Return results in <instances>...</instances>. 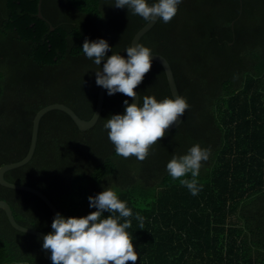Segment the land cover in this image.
<instances>
[{"label": "trees", "instance_id": "1", "mask_svg": "<svg viewBox=\"0 0 264 264\" xmlns=\"http://www.w3.org/2000/svg\"><path fill=\"white\" fill-rule=\"evenodd\" d=\"M38 3L0 0V166L26 155L42 107L63 103L91 118L98 66L82 51L86 38H104L107 55L126 57L147 22L115 0H41L42 17ZM139 43L167 59L189 105L146 159L116 154L103 124L131 97L105 89L101 113L86 130L62 110L45 112L31 159L4 178L40 190L65 216L95 211L88 197L113 188L133 211L127 231L138 258L126 264H264V0H182ZM136 89L141 102L172 96L154 60ZM195 143L211 154L192 195L180 184L191 174L173 179L166 164ZM0 200L18 224L52 231L54 215L36 194L0 184ZM42 241L15 229L0 208V264H52Z\"/></svg>", "mask_w": 264, "mask_h": 264}, {"label": "clouds", "instance_id": "2", "mask_svg": "<svg viewBox=\"0 0 264 264\" xmlns=\"http://www.w3.org/2000/svg\"><path fill=\"white\" fill-rule=\"evenodd\" d=\"M182 0H115V7L126 8L133 15L145 20L169 22L177 13ZM104 38L85 39L82 45L84 55L98 66L95 70L96 84L106 89L108 95L123 93L137 97L134 89L142 82L152 67V50L141 43L127 47V56L113 52ZM103 65L101 67V62ZM124 112L110 115L103 124L108 139L113 143L117 155L125 158L135 156L143 161L149 155L151 145L164 137L165 130L188 109L185 97L174 95L157 100L145 95L143 101H123ZM211 148L193 144L184 154H173L166 164L168 174L180 179L192 195L198 194L201 162L207 161ZM89 207L95 208L84 216H65L57 212L51 223L52 231L45 233L42 248L50 250L52 264H126L135 262L138 252L134 250L133 238L127 231L131 227L133 211L127 202L121 200L111 187L88 197ZM110 214L105 216L104 212ZM143 226L144 218L135 214ZM122 221V222H121Z\"/></svg>", "mask_w": 264, "mask_h": 264}, {"label": "water", "instance_id": "3", "mask_svg": "<svg viewBox=\"0 0 264 264\" xmlns=\"http://www.w3.org/2000/svg\"><path fill=\"white\" fill-rule=\"evenodd\" d=\"M40 4H41V0H39V3H38L37 15L39 17H42V14H41V11H40ZM156 21L155 20H153L151 22L147 21L133 35V37L131 39V45L135 44V43H138L139 39L141 38V36L144 33H146L156 23ZM152 60H154V61H156V62H158V63H160L162 65V67H163V69L165 71V74H166V78H167L168 85H169V88H170L172 96L179 95V92H178V89H177V86H176V83H175V80H174L173 72H172L171 66H170L169 62L167 61V59L164 56H162L161 54H159V53H153L152 54ZM134 91H136L137 94H138V91H137L136 88L134 89ZM104 93H105V89L102 86H99L94 113L91 116V118L88 119V120L80 118L70 107H68L67 105H65L63 103H57V102L56 103H50V104L42 107L41 109H39L36 112V114L34 115V117H33L31 140H30V145H29V148H28V151H27L26 155L22 159H20L18 161L11 162V163H6V164L0 166V184L4 185L6 187L15 188V189H21V190L29 191L31 193L36 194L37 196H39L47 204V206L50 208V210L52 211L53 215L55 216V214L57 212H59V211L45 194H43L40 190H38V189H36L34 187L7 181L4 178V173H5V171H7L9 169L16 168L18 166H21V165L25 164L26 162H28L31 159V157H32V155L34 153L35 146H36L39 121H40L42 115L45 112H47L48 110H51V109L62 110L64 112H66L72 118V120L75 122V124L77 125V127L80 130H86V129L92 127L96 123V121H97V119H98V117H99V115L101 113L102 106H103V101H104ZM131 102H137L138 103L139 102V95L137 97H131ZM182 118H183V114L180 115L178 117L177 121L174 122L173 124H171L167 129H172V128L176 127L177 125H179V123L181 122ZM0 208L5 211L10 224L15 229H17L19 231L30 233V234H33V235H36V236H39L43 240V236H44L45 233H43V232H41L39 230H36V229L24 227V226L18 224L15 221L13 213H12V210H11L9 204L6 201L0 200ZM43 255H44V257L46 259H50V256H51L50 250L43 248Z\"/></svg>", "mask_w": 264, "mask_h": 264}]
</instances>
